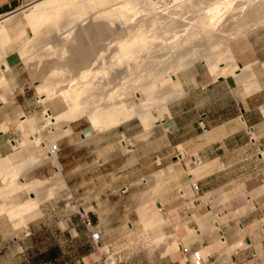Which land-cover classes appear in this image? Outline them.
Instances as JSON below:
<instances>
[{
	"label": "bare ground",
	"instance_id": "obj_1",
	"mask_svg": "<svg viewBox=\"0 0 264 264\" xmlns=\"http://www.w3.org/2000/svg\"><path fill=\"white\" fill-rule=\"evenodd\" d=\"M21 13L32 36L17 53L29 66L48 123L65 135L82 127L85 136L133 116L150 128L160 121L153 107L167 112L184 94L182 86L166 89L164 81L176 82L177 72L192 63L203 62L214 77L233 74L239 81L255 80L252 67L240 63L231 42L264 26V0H38ZM15 15L0 18V103L14 98L5 76L12 67L4 47L17 40L9 24ZM108 81L123 82L114 90ZM132 92L140 99L136 106L124 100ZM35 122L23 115L19 126L26 136L35 132ZM29 141L42 144L52 161L53 178L61 177L58 155L48 151L52 144L32 135L21 146ZM29 160L38 162L34 156ZM20 163L0 160V214L7 213L16 228L27 225L48 194L45 182L30 180L29 168L18 167ZM205 168L197 163L192 174L200 176ZM21 190L31 195L28 201L8 199ZM151 222L154 214L144 218L145 224ZM213 223L218 228L216 216ZM173 237L170 254L180 251L179 235ZM205 250L201 254L207 258Z\"/></svg>",
	"mask_w": 264,
	"mask_h": 264
},
{
	"label": "rangeland",
	"instance_id": "obj_2",
	"mask_svg": "<svg viewBox=\"0 0 264 264\" xmlns=\"http://www.w3.org/2000/svg\"><path fill=\"white\" fill-rule=\"evenodd\" d=\"M17 13L9 22L16 30L14 38L17 40L4 48L12 67L8 78H13L15 74L21 84L12 89L14 98L8 102L25 100V116L36 121L32 135L49 145L57 143L60 146L58 160L62 166V176L53 178L52 161H49L42 144L29 141L27 148L21 146L25 137L28 139L32 135L24 134L19 126L20 120L14 123L13 131H18L21 138L16 145L23 150L26 160L18 167L29 168L26 175L30 180L45 182L44 192L48 190V194L43 196L37 211L28 217L25 226L16 228L15 221L7 213L0 214V264H111L110 260H114V264H155L156 257L161 255H170L185 263L181 251L170 254V250H164L174 243L173 235L180 233L178 242L184 245L201 244L203 239L214 238L216 242L210 240V245L198 246L200 251L206 249L207 258H204L208 259L227 247L219 238L221 224H252L258 214L254 212L249 216L250 208L243 207L248 201L244 197V194H248L244 189L235 185L232 190L235 194L243 193V197H229L224 193L219 197L214 193L196 194L191 190V184L199 181L202 174L194 180H191L190 174L197 164L188 159L175 163L179 157L159 162L157 155L166 148L167 142L160 139V135L154 138L153 130L157 123L149 128L140 117L133 116L119 125L85 136L82 127L66 135L62 130L54 129V125L47 121L42 97L32 87L29 66L17 53L18 47L32 36L23 13ZM22 31L25 36H22ZM256 33L263 37L264 26H258L254 31L234 39L232 47L247 35ZM198 67L207 69L203 62L192 63L177 72V79L188 69ZM1 68L0 62V74ZM108 82V87L116 90L123 81ZM164 82L166 89L176 86L175 81ZM179 86H182L181 83ZM23 88L24 91L20 92ZM124 100L129 106L140 104V99L133 92L126 94ZM165 113L154 107L152 109L153 116L158 120ZM32 156L38 161L33 165L29 163ZM256 196H260L257 199H264L261 192ZM30 197L25 190H21L8 199L28 201ZM257 199L253 197L250 200V207L252 211L262 209L263 220L256 226L263 231L264 237V201L257 203ZM210 201L214 205L220 204L218 211L212 208L210 213ZM84 213L88 215V221H85ZM153 214L155 223L145 224L144 218H150ZM216 215L221 222L219 228H215L213 223ZM243 218L244 222L241 221ZM158 221L160 223H156ZM250 229V233L254 234V228ZM95 230L102 234L101 242L97 245L91 238V232ZM240 242L242 245L237 248L249 247L247 241ZM234 245L228 246V254L235 252L237 248L233 249ZM52 253L56 257H51Z\"/></svg>",
	"mask_w": 264,
	"mask_h": 264
},
{
	"label": "crops",
	"instance_id": "obj_3",
	"mask_svg": "<svg viewBox=\"0 0 264 264\" xmlns=\"http://www.w3.org/2000/svg\"><path fill=\"white\" fill-rule=\"evenodd\" d=\"M36 1L38 0H0V18L20 12L21 8ZM232 49L242 65L249 64L252 67L255 80L239 81L233 74L214 77L202 67L188 69L175 82V87L181 83L184 94L168 105V110L157 122L153 135L155 139L160 135L159 138L167 142L166 148L161 149L157 155L159 162H165L167 158L174 160L180 156L181 162L188 159L193 164L206 165L198 181V194L214 193V196L219 197L224 193L229 197H243V193H232L237 185L248 193L244 194L248 201L243 207L250 208L249 216L254 212L258 214L251 225L238 222L234 226L221 224L216 215L217 227L219 228L220 224L222 226L219 238L227 247H224L222 252L209 256L207 263L264 264L263 231L256 226L263 220V213L261 208L252 211L250 207V200L260 197L256 196L258 192H261V197L264 198V35L262 37L257 33L249 34L235 43ZM11 71H7L5 76L13 89L20 86L21 81H17L15 74L12 75L13 78H8ZM26 112L25 100L0 103L1 161L11 158L14 163L26 162L25 153L16 145L21 139L20 134L13 131L16 126H13L14 123L21 121ZM201 118L207 131L200 125ZM175 163L180 162L177 159ZM190 175L193 180L198 177L192 173ZM228 175L230 178H226ZM262 201L264 199L256 200L257 203ZM219 206L220 204L214 205L213 201H210L208 210L216 208L218 211ZM37 220L39 219L35 221ZM241 221L244 222L245 218ZM95 227L100 228L98 225ZM250 228H254V234L250 233ZM210 240L212 243L216 242L210 237L206 241L203 239L201 244L210 245ZM243 240L247 241L248 248H237L234 253H227L229 245L238 244ZM201 244L195 242L182 245L189 247L191 251H198ZM211 259L214 261L210 262ZM155 264L187 263L173 259L170 255H161L156 257Z\"/></svg>",
	"mask_w": 264,
	"mask_h": 264
},
{
	"label": "built area",
	"instance_id": "obj_4",
	"mask_svg": "<svg viewBox=\"0 0 264 264\" xmlns=\"http://www.w3.org/2000/svg\"><path fill=\"white\" fill-rule=\"evenodd\" d=\"M200 125H202V128L204 129V131H207V127L205 125H203V118H201V120H200ZM48 151L51 155H58L59 156L61 148L57 143H53L50 146V148L48 149ZM190 177L192 180L191 175H190ZM191 190L196 194L199 193L200 185H199L198 181L191 184ZM84 215H86V213H84ZM85 218H86L85 221H88V215H86ZM88 225H90V223H88ZM91 238L96 245L99 244L101 242V239H102L101 231H99V230L92 231L91 232ZM180 251L182 253V256H183L185 263H187V264H208L207 263L208 260L204 258V256L201 254L200 250L191 251L189 247H185L184 245H182L180 243Z\"/></svg>",
	"mask_w": 264,
	"mask_h": 264
},
{
	"label": "trees",
	"instance_id": "obj_5",
	"mask_svg": "<svg viewBox=\"0 0 264 264\" xmlns=\"http://www.w3.org/2000/svg\"><path fill=\"white\" fill-rule=\"evenodd\" d=\"M51 257H56L54 253L51 254Z\"/></svg>",
	"mask_w": 264,
	"mask_h": 264
}]
</instances>
